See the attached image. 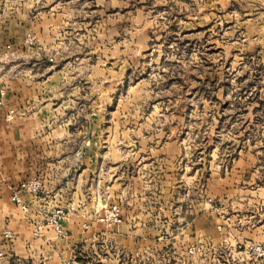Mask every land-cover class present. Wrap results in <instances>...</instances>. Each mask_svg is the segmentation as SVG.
<instances>
[{
    "label": "rangeland",
    "instance_id": "rangeland-1",
    "mask_svg": "<svg viewBox=\"0 0 264 264\" xmlns=\"http://www.w3.org/2000/svg\"><path fill=\"white\" fill-rule=\"evenodd\" d=\"M21 41L43 51L21 50L23 72L44 75L57 57L72 62L75 91L84 75L91 110L106 107L101 136L123 145L154 127L200 167L195 185L181 171L171 180L184 185L146 198L133 186L135 209L110 199L94 210L97 223L83 227L97 239L71 264H264V0H21ZM23 183L11 198L20 209ZM66 213L47 219L62 238ZM113 232L135 233L152 253L117 262Z\"/></svg>",
    "mask_w": 264,
    "mask_h": 264
},
{
    "label": "crops",
    "instance_id": "crops-1",
    "mask_svg": "<svg viewBox=\"0 0 264 264\" xmlns=\"http://www.w3.org/2000/svg\"><path fill=\"white\" fill-rule=\"evenodd\" d=\"M2 1L7 5L0 8V264H71L79 245L97 239L83 227L97 223L94 210L110 199L135 209L138 194L133 186L144 188L146 198L155 186L169 190L184 185L185 180H171L181 171L190 174L188 182L195 185L200 167L185 158L187 153L171 148L176 139L157 135L154 127L123 145L101 136L105 122L99 115L106 107L97 104L91 110L83 74L75 91L69 59L59 64L57 57H51L41 76L23 72L21 61L28 59L21 58V50L37 48L21 41V0H12L18 2L14 10L11 0ZM49 47L55 49L53 44ZM88 76L87 69V87ZM171 159L179 163L171 167ZM36 178L41 190L21 189V199L29 208L20 209L11 200L14 191ZM56 207L67 212L68 237H58L47 223ZM138 222L124 216L121 224ZM6 230L14 232L13 238L5 235ZM107 235L121 248L117 262L123 253L132 259L152 253L148 243L136 246L135 233Z\"/></svg>",
    "mask_w": 264,
    "mask_h": 264
},
{
    "label": "built area",
    "instance_id": "built-area-1",
    "mask_svg": "<svg viewBox=\"0 0 264 264\" xmlns=\"http://www.w3.org/2000/svg\"><path fill=\"white\" fill-rule=\"evenodd\" d=\"M22 185H23L22 187H26V188L32 189L34 191H37L39 188V183L37 181L35 182L33 180H32V182L23 183ZM15 199H16L17 203L21 206L22 209L28 210L29 206L25 202H23V200L20 199V197L15 196ZM117 213L118 212H116V211H112L111 215L114 219H117V215H118ZM5 234L7 237H10V238L13 237L12 232L8 231Z\"/></svg>",
    "mask_w": 264,
    "mask_h": 264
}]
</instances>
